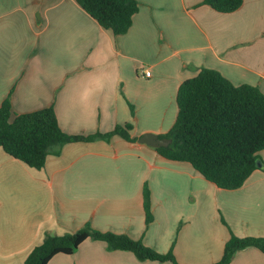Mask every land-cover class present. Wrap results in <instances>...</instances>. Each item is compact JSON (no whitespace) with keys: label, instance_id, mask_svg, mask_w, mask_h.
<instances>
[{"label":"crops","instance_id":"obj_1","mask_svg":"<svg viewBox=\"0 0 264 264\" xmlns=\"http://www.w3.org/2000/svg\"><path fill=\"white\" fill-rule=\"evenodd\" d=\"M136 1L132 27L115 36L75 0H0V106L10 96L12 121L52 107L70 135L133 124L137 139L53 148L41 170L0 147V264H24L48 234L86 225L172 253L179 264L218 263L232 235L264 238V152L243 187L225 190L138 142L169 133L180 86L202 69L264 93V0H244L231 14L203 0ZM48 264L172 263L139 261L88 239ZM231 264H264V253L248 248Z\"/></svg>","mask_w":264,"mask_h":264},{"label":"trees","instance_id":"obj_2","mask_svg":"<svg viewBox=\"0 0 264 264\" xmlns=\"http://www.w3.org/2000/svg\"><path fill=\"white\" fill-rule=\"evenodd\" d=\"M99 25L115 36L128 33L138 13L136 0H75ZM218 13L238 11L244 0H203ZM178 114L173 128L162 138L172 139L168 148L155 149L172 161L190 163L206 180L225 190H237L260 168L259 154L264 152V93L255 86H235L220 73L202 69L180 86ZM133 113V108H131ZM133 124L117 126L102 135H70L60 127L54 108L17 115L12 121L10 96L0 106V147L26 166L41 170L53 148L64 145L109 140L119 136L129 142ZM261 162V161H260ZM146 223L152 222L150 192L144 189ZM88 239L101 241L107 250L133 253L139 261L179 264L172 253L160 255L140 241L126 236L102 233L86 225L63 236L47 235L24 264H48L55 256L72 255ZM256 248L264 253V238L231 236L222 259L215 264H231L238 252Z\"/></svg>","mask_w":264,"mask_h":264},{"label":"water","instance_id":"obj_3","mask_svg":"<svg viewBox=\"0 0 264 264\" xmlns=\"http://www.w3.org/2000/svg\"><path fill=\"white\" fill-rule=\"evenodd\" d=\"M138 142L140 144H145L152 148H168L172 144V139L169 138H160L158 135L147 133L144 134ZM257 167L261 168L262 163L260 161H257Z\"/></svg>","mask_w":264,"mask_h":264},{"label":"built area","instance_id":"obj_4","mask_svg":"<svg viewBox=\"0 0 264 264\" xmlns=\"http://www.w3.org/2000/svg\"><path fill=\"white\" fill-rule=\"evenodd\" d=\"M144 73H145V76H146V77H150V76H151V73H150V71H148V70L144 71Z\"/></svg>","mask_w":264,"mask_h":264}]
</instances>
